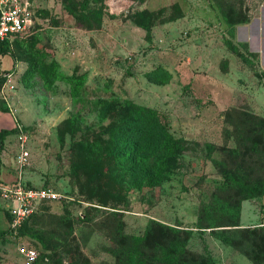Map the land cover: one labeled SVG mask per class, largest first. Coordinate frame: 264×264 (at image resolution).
<instances>
[{
	"label": "rangeland",
	"instance_id": "obj_1",
	"mask_svg": "<svg viewBox=\"0 0 264 264\" xmlns=\"http://www.w3.org/2000/svg\"><path fill=\"white\" fill-rule=\"evenodd\" d=\"M34 2L33 26L0 55V178L60 195L29 223L37 264H114L119 234L141 236L151 221L190 231L187 249L216 264H264V194L226 178L264 192V0ZM229 14L245 20L233 42L253 65L225 46ZM146 111L180 150L162 179L135 181L137 161L111 129ZM29 243L5 235L0 264H23L17 248Z\"/></svg>",
	"mask_w": 264,
	"mask_h": 264
},
{
	"label": "trees",
	"instance_id": "obj_2",
	"mask_svg": "<svg viewBox=\"0 0 264 264\" xmlns=\"http://www.w3.org/2000/svg\"><path fill=\"white\" fill-rule=\"evenodd\" d=\"M29 1L36 9L35 16L37 17L38 9L35 2L34 0ZM225 18L230 27V31L228 32L230 38L225 39V46L229 51L240 58L242 62L253 65L252 60L256 59L257 55L252 52L240 51V48L246 49V44L236 45L233 42L235 34L234 27L245 22V20H236L234 14H229V16ZM147 22L148 20L143 19V22L139 25L146 31L147 37H149L150 29ZM12 42L10 43L8 40L0 42L1 56L8 55ZM255 75L264 84V71L257 72ZM4 79L5 78L0 75V86L4 82ZM1 111L5 112L6 108H2ZM262 121L264 123V120ZM112 132H115L124 144L121 149V157L123 159L137 161V166L131 165L132 168L136 167L135 170L131 172L135 181L145 177H147V179H154L155 177L162 179V174L167 172L169 168L170 159L172 157L176 159L178 151L180 150L179 142L174 140V138L166 132V128L158 122L156 115L151 111H146L143 115L130 114L120 118L117 126L111 129V133ZM8 134V131H0V150L2 149L3 139ZM207 149L209 152H212L211 146H208ZM156 154L161 155L160 160L157 161L154 166H150L147 162V158ZM226 178L228 182L231 180L232 183H230L232 185L236 184L247 194H264L262 188L259 186L244 187V184L240 182L235 175H228ZM54 203H60V201ZM54 203H48V205ZM5 214L8 218V223H10V214L8 212H5ZM33 216L34 214L23 223L19 230V237L29 240L30 243L27 246L37 251L38 257L34 263L37 264L40 256L39 252L34 246L35 241L27 235V230H29L28 226ZM213 225L214 224H210L207 228L215 227ZM231 226L237 227L238 225L232 224ZM260 228L264 232V224L260 225ZM201 233H203V231H201ZM8 234L10 235L9 227L5 231H0V240ZM211 234L222 239L228 245L232 243V240L227 237L224 232L211 231ZM251 234L255 235V232L252 231ZM190 236V231L171 228L151 221L147 225L144 234L141 236L129 237L119 234V239L117 241L119 246L111 251L114 255V264H216L215 260L208 252L204 254H194L187 249V240ZM261 239L264 242L263 237H261Z\"/></svg>",
	"mask_w": 264,
	"mask_h": 264
},
{
	"label": "built area",
	"instance_id": "obj_3",
	"mask_svg": "<svg viewBox=\"0 0 264 264\" xmlns=\"http://www.w3.org/2000/svg\"><path fill=\"white\" fill-rule=\"evenodd\" d=\"M36 9L29 0H0V42L8 40L10 43L17 37L25 35L36 20ZM23 165V155L19 157ZM0 200L4 209L11 216L9 223L10 236L19 237V230L39 207L60 201V195L48 188H35L25 185L21 178L12 184H0ZM23 264H34L37 260V251L27 245L17 248Z\"/></svg>",
	"mask_w": 264,
	"mask_h": 264
},
{
	"label": "crops",
	"instance_id": "obj_4",
	"mask_svg": "<svg viewBox=\"0 0 264 264\" xmlns=\"http://www.w3.org/2000/svg\"><path fill=\"white\" fill-rule=\"evenodd\" d=\"M16 181V179L15 180H13V181H11V179H10V177H5V178H0V184H12L13 182H15ZM2 209V213H3V218L5 219V222H7L6 220H7V216H6V214H5V209H4V205H2L1 207H0V210ZM5 225H7V227H6V229L8 228V224L6 223ZM4 230V228H2V229H0V231H3Z\"/></svg>",
	"mask_w": 264,
	"mask_h": 264
}]
</instances>
